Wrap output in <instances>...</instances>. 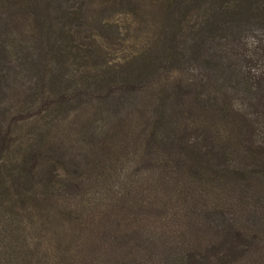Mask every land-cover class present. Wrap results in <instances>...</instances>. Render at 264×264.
Here are the masks:
<instances>
[{
    "label": "trees",
    "instance_id": "16d2710c",
    "mask_svg": "<svg viewBox=\"0 0 264 264\" xmlns=\"http://www.w3.org/2000/svg\"><path fill=\"white\" fill-rule=\"evenodd\" d=\"M38 65L0 264H264V0H0V91Z\"/></svg>",
    "mask_w": 264,
    "mask_h": 264
},
{
    "label": "rangeland",
    "instance_id": "374dc122",
    "mask_svg": "<svg viewBox=\"0 0 264 264\" xmlns=\"http://www.w3.org/2000/svg\"><path fill=\"white\" fill-rule=\"evenodd\" d=\"M118 18L121 23L124 22L122 21L124 19L123 16H119ZM121 53V50L117 49L114 55L116 57V55H120ZM42 56V54H37L33 59L41 57V60L38 61L39 64L42 61ZM116 62L117 58L113 56L110 63L114 64ZM38 68L40 70H23L14 78L12 76L13 71H8V81L2 85V92L0 91V136L8 131L13 138H18V140L14 139L12 143L15 148L18 146L17 142L19 139L24 138V136H30L32 140H35L37 133L41 131L39 127H43L46 120L52 117V115H47L48 111L44 108L47 107L45 102L47 96L50 95V98H55L48 82L49 72L39 65ZM74 99L77 100V98ZM72 101L75 102L74 100ZM75 105L76 103L73 104V106ZM44 115L47 116L43 117ZM21 116L25 119L19 123L18 128L14 127L12 118ZM60 132L66 133L65 128H61ZM0 145L3 146L4 144ZM57 165L59 167L62 166L60 163Z\"/></svg>",
    "mask_w": 264,
    "mask_h": 264
}]
</instances>
